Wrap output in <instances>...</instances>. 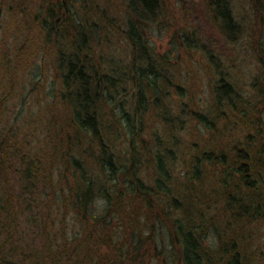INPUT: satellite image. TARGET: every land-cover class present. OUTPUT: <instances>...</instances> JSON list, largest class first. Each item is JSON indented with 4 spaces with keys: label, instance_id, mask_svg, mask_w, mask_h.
Here are the masks:
<instances>
[{
    "label": "rangeland",
    "instance_id": "obj_1",
    "mask_svg": "<svg viewBox=\"0 0 264 264\" xmlns=\"http://www.w3.org/2000/svg\"><path fill=\"white\" fill-rule=\"evenodd\" d=\"M227 1L237 26V31L231 34L228 30L223 31L212 10L215 0H163L156 20L141 22L152 55L167 66L165 75L173 82L161 88L165 92L163 98L160 96L162 109L152 112L159 118H151L150 127L148 112L135 120L142 122L141 129L135 123L134 126L140 129L138 139L143 138V141L136 139L133 150L122 140L110 142L112 154L129 158L126 165L134 159V177L128 180L127 192L120 190L108 202L96 186L87 199L84 214L75 216L65 205L68 200L66 178L65 183H60L61 169L48 158L51 153L43 139L44 131L33 125L39 110L45 113L51 102L46 93L53 87L54 66L50 59L57 55L56 49L44 61L39 55L34 56L23 72L15 74L16 85L11 96H6L10 100L6 107L1 106L5 119L0 123V130L5 120V127L14 124L11 134L18 137L16 144L33 161L26 170L23 161L14 157L5 178L0 181V245L10 239L3 248L0 264H51L50 252L58 248L64 237L93 241L89 244L92 252V244H97L98 228L104 232L110 230L112 240L120 247L125 246L131 230L140 231V242L130 258L132 262L125 260L121 264H182L181 240L175 229L177 224L186 229V221H189L190 231L199 241L201 251L206 253L200 264H230L233 252L237 264H264V163L260 168L263 174L259 173L258 178L263 181L255 183L258 188L255 204L246 213L237 214L236 209V212H227L224 208L230 201L228 195L236 194V188L231 189L229 185L242 180L229 177L228 187L223 188L222 194L221 177L213 174L218 168H210L203 157L204 152L208 153L216 146L220 152L233 150L236 146L230 151L234 157H237V151H246L247 163L252 149L260 153V158L264 157V148L259 151L264 145V0ZM108 3L110 7L103 5L101 8L107 19L114 22L106 25L108 43L101 48V54L104 60L124 67L131 58L130 46L124 36L130 17L126 12L129 9L125 8L128 0H108ZM7 10V7L0 10L1 21ZM10 12L8 17L13 15ZM10 29V26L4 29L3 34L8 32L4 37L0 33L1 49H5L2 56L12 52ZM192 42L199 50L185 45ZM216 65L222 67L224 77L236 91L232 102L240 101V105L246 102V106L257 107L255 121L259 120V130L250 128L245 139L239 137L236 126L242 116L234 113L226 103L220 108L223 115H207L212 122L210 131L190 120L188 106L192 104L198 103L200 111L205 113L213 112L211 88L215 75L207 67L214 69ZM2 86L0 79V104L4 96ZM60 109L57 105L56 110ZM169 115H176L177 119L168 127L166 139L161 132ZM86 137L88 139L81 140L82 146L77 152L81 156L77 165L97 176L96 180L98 177L110 179L107 173L99 170L97 141L91 135ZM125 149L133 153L132 156ZM154 151L170 159L165 160L164 166L167 180L158 178L160 190L154 181L158 176L145 164V159ZM42 153H45L44 159ZM196 157L198 161H195ZM139 185L149 190L150 195L135 196L137 191H134ZM240 189L243 191V185ZM161 190L162 194L159 193ZM114 201L116 203L111 204ZM230 202L238 207L237 201ZM6 216L8 222H4ZM48 248V254H45ZM110 251L114 252V249L102 246L98 249V257L92 253H78V257L84 264H98L100 256L112 262L114 254ZM86 256L90 258L86 259Z\"/></svg>",
    "mask_w": 264,
    "mask_h": 264
},
{
    "label": "trees",
    "instance_id": "obj_2",
    "mask_svg": "<svg viewBox=\"0 0 264 264\" xmlns=\"http://www.w3.org/2000/svg\"><path fill=\"white\" fill-rule=\"evenodd\" d=\"M162 2L163 0H128L125 8L129 9L126 12H129L130 17L128 16V28L124 31V36L130 46L131 58L128 64L120 67L113 61L104 60L101 54V48L107 46L108 43L109 32L106 25L114 22L112 19L110 21L107 19L101 8L103 5L110 7L108 0H0V10L8 8L5 19L0 20V33L2 32L4 37L8 33L3 34L4 29L10 26L11 31L9 32H12L13 44L12 52L2 56L5 49H1L2 41H0V79L4 92L2 104H0V123L5 119L4 114L1 113L4 112L1 106L3 108L7 106L10 98L6 96H11L13 86L16 85L15 74L19 71L23 72V69L31 64L29 62L34 56L39 55L44 61V58L49 57V54L51 55L56 49L55 54L57 55L50 59L54 66L53 87L49 89V93H46L51 102L47 105L45 113L39 110L33 125L41 127V131H44L43 139L46 140L45 144L51 153L48 158H51V163H57L61 169L60 183H65L66 178L68 200L65 205L72 209L75 216L85 213L87 199L96 186L99 194L104 196L108 202L109 198L111 200V196L117 195L120 190L125 189L127 192L128 180L134 177L132 170L134 159L131 158L126 165L125 161L129 158L121 157L115 152L112 154L110 142L122 140L130 150H133L142 127V122L135 120L148 112L146 116L150 113L148 116V127H150L151 118L155 120L159 118L152 112L162 109L159 106L160 96L163 98L165 92H162L161 88L172 85L173 81L165 75L167 66L155 57L156 61L152 55L153 52L144 38L145 27L141 25V22L156 20ZM212 5V10L217 14V17L215 15L214 17L219 19L223 31L228 30L230 34L236 32L237 26L228 1L215 0ZM9 12L13 14L10 17L7 16ZM185 45L199 50L194 42ZM117 63L122 62L117 61ZM207 70L215 75V82L211 88L213 112L205 113L200 111L198 103L192 104L188 106L190 120L202 124L207 131H210L212 122L207 119V115H216V117L223 115L220 108L226 103L232 107L234 113H240L242 116L236 123L240 138L245 139L250 128L254 127L253 129L259 130V120L255 121L258 114L257 107L246 106V102L241 105L240 101L232 102L236 91L231 82L224 77L222 67L219 68L216 65L214 69L207 67ZM187 103H190V100ZM57 105L60 106V110H56ZM176 119V115L166 117L165 125H163L166 127L161 132L166 139H168V127ZM6 121L0 130V181L5 178L6 170L10 169L14 157L23 161L26 170L33 161L27 153H22V147L16 144L18 137L15 133L11 134L14 124L5 127ZM134 123L140 129L134 126ZM88 135L97 141L100 154L96 161H98L99 170L101 173H107L110 179L98 177L96 180L97 176L94 177L90 171L83 167L81 169L77 165L78 157H81L77 153L82 146L81 140L88 139L86 137ZM138 140L143 141L144 139ZM146 140H149V137ZM263 148L264 145L259 151ZM211 149L213 150L208 153L204 152L203 157L210 168H218L213 174L221 177L222 194L223 188L228 187L226 182L229 177H239L242 180L237 184L229 185L231 189L236 188V194L235 196L228 195V199L237 201L238 207L228 201L224 209L227 212L229 210L236 212L234 211L236 209L237 214L246 213L247 209L255 204L256 190H258L255 183L263 181L258 178L259 173L263 174L260 168L261 163H264V157L260 158V153L252 149L251 158L247 163L246 151L239 150L237 157H234L230 152L233 151L232 149L224 152H220L221 149L217 146ZM124 151L130 156L133 154L128 149ZM149 156L145 159V164L158 176L154 178L156 183L154 184L160 190L158 178L162 177L167 180L164 166L165 160L170 159L162 156L158 151L152 152ZM41 158H45V153L41 154ZM195 161H198V157ZM240 185H243V191ZM136 191L135 196L150 195L149 190H144L140 185L134 192ZM159 193L162 194L163 191ZM115 203L114 201L111 204ZM179 210L180 208L177 209ZM4 222H8L7 216ZM186 224H188L186 229H183L180 224H177L175 229L181 240L182 264H200L201 257L203 259L206 253L201 251L199 241L190 231L189 221H186ZM98 231L97 244H92V252L89 239L73 237L74 240H69L64 237L58 248L50 252L51 264H84L85 262L79 260L78 253H92V256L96 254L98 257V249L102 246L106 249L109 247L114 249V252L110 251L114 254L113 261L108 262L100 256L98 264H121L125 260L132 262L130 258L133 252H136L134 247H137V243L140 242L139 230L130 231L131 236L128 237L123 247L112 240L110 230L104 232L98 228ZM9 241L10 239H6L0 245V256ZM114 245L117 247L115 248ZM48 250L49 248L45 250V254H48ZM86 257V259L90 258ZM236 259L237 256L233 252L230 264H237Z\"/></svg>",
    "mask_w": 264,
    "mask_h": 264
}]
</instances>
